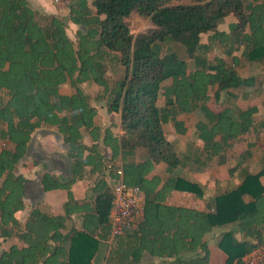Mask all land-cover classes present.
<instances>
[{
    "label": "trees",
    "instance_id": "16d2710c",
    "mask_svg": "<svg viewBox=\"0 0 264 264\" xmlns=\"http://www.w3.org/2000/svg\"><path fill=\"white\" fill-rule=\"evenodd\" d=\"M133 13L149 17L153 27L133 33L128 21ZM230 15L236 29L227 39H216ZM68 19L78 26L76 41L67 31L68 21L56 14L33 8L29 0H0V238L24 243L4 250L0 264H97L101 239L108 242L111 235L113 203L102 176L103 146L111 150L109 160L121 162L125 182L139 185L145 195L143 220L105 246V264H142L145 252L167 259L163 264H210L205 236L217 228L224 229L218 245L228 264H245L243 257L264 244V164L257 171L250 168L255 143L249 142L229 168L232 177L238 173L237 186L218 188L206 209L169 198L177 191L204 196L202 184L178 168L192 161L203 171L213 157L226 164L236 141L264 132L256 103L239 112L209 105L211 90L217 101L224 91L251 99L248 89L264 86V73L263 79L243 76L236 68L242 59L264 67V0H72ZM200 34H208V41L200 42ZM176 43L185 47L195 68L189 69ZM214 45L223 48V56L211 57ZM114 59L125 75L112 85L107 73ZM86 82L98 86L94 96L83 88ZM65 84L72 93L62 90ZM161 93L163 106L158 104ZM102 100L110 113L120 114L124 134L96 124L93 102ZM194 112L203 116L195 125L203 146L181 155L165 126L173 123L186 134L180 116ZM40 129L56 130L67 147V176L46 170L40 181L43 191H68L66 214L33 208L21 223L17 213L26 207L30 180L19 167ZM83 129L90 131L92 146ZM141 149L147 157L137 160ZM87 172L101 175L92 202L78 201L73 192ZM76 212L84 216L82 228L62 233Z\"/></svg>",
    "mask_w": 264,
    "mask_h": 264
},
{
    "label": "crops",
    "instance_id": "0c3cea01",
    "mask_svg": "<svg viewBox=\"0 0 264 264\" xmlns=\"http://www.w3.org/2000/svg\"><path fill=\"white\" fill-rule=\"evenodd\" d=\"M42 4H47L46 0H42ZM49 9H50V6L49 8H47V10L50 13L55 14V11L53 10L50 11ZM82 86L83 88H85L86 92L92 96H94L99 90L98 86L93 82H86ZM88 88L94 89L93 90L94 92H89ZM62 90H64L65 93L70 94L72 93L73 89L69 84H65L63 85ZM105 101L106 100H102L99 102H93V104L98 107V116L96 117V124H98L102 128L111 127V129L116 135L124 134L123 127L121 126V119H120L119 113H118L119 121L116 124L117 126L116 127L110 126L111 125L110 117L114 113H110L108 111L107 101L106 103ZM103 110L107 112L108 114V116L104 120L105 122H102V120L101 121L99 120V117L101 116V112ZM42 130H49L52 133H54V134H51L53 138L48 137V138H45L44 140H41L40 137L42 135H46L42 133L44 132ZM82 132H83L85 142L88 145L92 146L94 144V141L92 139V135L90 131L87 129H83ZM84 132L89 133L90 136L88 137H90L91 139L86 137L84 135ZM39 133H42V135L40 136ZM37 134L40 137H38V139H35V136ZM103 151L105 154V158H106L105 161H106L111 156V150L110 148L103 146ZM107 152H109L110 154L107 155L106 154ZM24 161H27L28 165L24 166L23 164ZM117 163L120 164L121 162L119 161ZM70 165H71V161L67 154V147L63 141L62 135H60L54 129H40L34 133L33 140L30 143L28 154L26 158L21 162L20 167H19V171H21L30 180L27 185V194L25 198L26 207L25 209L17 213V217L19 218L21 223H26L33 208H40L43 212L50 214V215H55V216L66 214L65 204L67 203L69 199L68 191L63 190V189H53L49 191H43L40 181H41L43 172L46 170H51L54 173L61 175L62 177L65 178L70 170L69 169ZM102 173H103L102 176L106 179V181L111 186L113 182V178H111V175H109L105 171V169L103 170ZM99 175L100 173H97L96 175L93 176L92 174L87 172L84 179L76 182L73 186V192L75 195V199H77L78 201L87 200L89 202H92L95 198V191H94L95 179ZM185 175L189 176L193 181H197V182L200 181L193 175L191 176L189 174H185ZM229 176H230V173H229ZM227 178L228 176L227 177L223 176L221 179L222 180L225 179V182L228 186V181H226ZM208 181H210L209 184L211 185V188H212L214 187V182L216 181V177L212 176L211 179ZM263 181H264V177H263ZM238 183H239V178H238V181L234 184V186H237ZM219 184H220V181H218V184L216 183V185H218L216 186V188H228V187H220ZM230 184H232V182H230ZM202 186L205 190L204 196L202 198L198 197L197 195L193 193L177 191L171 195V197L169 198V202L177 204V205L190 206V207H195L200 210H204L207 207V203L209 199L213 195L211 194V196H208L206 192L207 189H205V186L203 184ZM83 221H84V216L81 212L73 213L71 216L67 218L65 226L61 230L62 233L65 234L72 229H81L83 226ZM223 230L224 229L222 228H217L209 232L205 236V239L210 249V264H228V255L218 245L219 237L221 233L223 232ZM97 237H99V235ZM114 237L115 236H113L111 232L108 242H106V240H104L103 238L102 239L100 238L101 243H102L101 246L103 247L100 249L99 255L96 259L97 264L106 263V260L104 257V248L105 246H107L109 242L111 243L113 241ZM238 237L242 238V235L238 233ZM12 244L24 246V243L17 238L12 239V240H4L3 238H0V255L2 254L4 250L8 249ZM166 260L167 259H165L164 257L153 255L150 252H145L142 264H163L164 261Z\"/></svg>",
    "mask_w": 264,
    "mask_h": 264
},
{
    "label": "rangeland",
    "instance_id": "374dc122",
    "mask_svg": "<svg viewBox=\"0 0 264 264\" xmlns=\"http://www.w3.org/2000/svg\"><path fill=\"white\" fill-rule=\"evenodd\" d=\"M30 5L33 8L41 9L44 11H47V8L50 6V11H55V14L59 16L62 19H65L68 21V27L67 31L70 35V37L76 41L77 40V31L78 26L71 23L68 19L69 15V4L72 2V0H46L47 4H42V0H29ZM44 5V6H42ZM50 13V12H49ZM130 23V27L133 33L137 34L139 32H144L149 30L153 27V24L151 22V19L149 17H143L139 15L138 13H133L130 18L128 19ZM74 25V26H73ZM237 20L233 15L228 16L223 23H221L218 27L217 33H216V39H227L231 32H233L236 29ZM199 36L200 42H207L208 41V34H200ZM218 44V42H215ZM175 50L179 53V55L185 59L188 60L189 69L195 68V63L192 58L188 56L186 53L185 47L179 44H174ZM223 51V48L214 47L212 48L211 57L215 55L223 56L221 53ZM237 54H240V52H236ZM112 66L110 68V71L107 73V76L110 78V82L112 85H114L119 79H122L125 75L124 68L121 67L118 63V61L112 60ZM236 68L243 76H250V75H259L260 78L263 79L262 73H264V67L261 66L258 63H250L244 59L241 60L239 65H236ZM169 81L165 82V85H168ZM94 89L88 88L89 92H94ZM251 99H244L243 97H234L229 92H222L221 98L219 101H217L213 95V90H211L212 97L209 101V105L212 109L219 111L222 108L226 106H230L234 109L235 112H239L240 110L246 108L248 105L256 103L260 107V113L258 114V118L262 117L264 115L263 107H262V100L264 98V86H254L251 89ZM241 94V93H240ZM106 103V101H105ZM158 104L160 106L164 105V95L161 93L160 98L158 100ZM108 116L107 112L104 110L101 112V116L99 117V120L102 122H105L104 120ZM111 118V125L116 127L118 121H119V114L114 113L112 114ZM181 119L184 120L185 125L187 127V133L186 134H180L176 131V128L174 127L173 123H168L166 127L167 134L171 140H173L176 143L177 150L181 155L185 154H192L195 150V147H202V141L196 138L195 136V125L196 123L203 119V116L200 112H194L192 114H183L180 116ZM44 134L39 133L40 136L37 134L35 136V139H38L40 137L41 140H44L45 138L52 137L51 131L49 130H42ZM55 132V131H54ZM84 135L86 137L90 136L89 133L84 132ZM53 138V137H52ZM91 139L90 137H88ZM93 139V137H92ZM91 142V141H90ZM253 142L255 143L251 150L253 152V159L252 163L250 164V168L252 171H257L261 168L262 164H264V132L261 133L259 136H256L253 133L248 134L243 141H236L233 145V147L229 150L228 154V161L226 164H220L218 157H213L210 160L206 159L207 165L203 167V171H199L197 164L190 162H186V167L178 168L177 172H181L184 174H189L190 176H195L199 182L202 183L205 186V189H207V195L211 196L213 193H215L218 188H216V183L218 184V181H220L219 186L220 187H228L233 188L234 184L238 181V173H236L233 177L229 176V168L233 167L237 163V158L240 156V154L248 148V143ZM107 155L110 153L107 152ZM147 157V152L144 149L139 150V153L137 154V160H142ZM216 177V181L214 182V187L211 188V185L209 184L211 177ZM223 176H228V186L225 182V179L222 180L221 178ZM232 182V184H230ZM90 185V184H89ZM201 198V197H200ZM205 201V199H204Z\"/></svg>",
    "mask_w": 264,
    "mask_h": 264
},
{
    "label": "built area",
    "instance_id": "2783aa9c",
    "mask_svg": "<svg viewBox=\"0 0 264 264\" xmlns=\"http://www.w3.org/2000/svg\"><path fill=\"white\" fill-rule=\"evenodd\" d=\"M104 169L109 175L114 173L116 176L110 186L113 194L110 223L112 235L118 236L136 229L143 220L145 195L139 185H130L125 182L121 164L108 159L104 162ZM243 262L245 264L264 263V244L246 254Z\"/></svg>",
    "mask_w": 264,
    "mask_h": 264
}]
</instances>
